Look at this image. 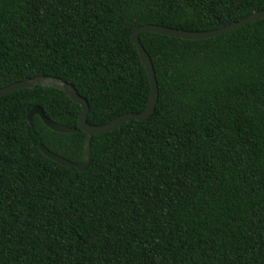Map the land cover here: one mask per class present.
I'll return each instance as SVG.
<instances>
[{
    "label": "trees",
    "instance_id": "trees-1",
    "mask_svg": "<svg viewBox=\"0 0 264 264\" xmlns=\"http://www.w3.org/2000/svg\"><path fill=\"white\" fill-rule=\"evenodd\" d=\"M264 0H0V88L60 77L104 124L145 109L135 28H218ZM158 102L93 135L63 90L0 97V264H264V18L216 36L144 31ZM39 105L58 132L30 110Z\"/></svg>",
    "mask_w": 264,
    "mask_h": 264
},
{
    "label": "water",
    "instance_id": "water-1",
    "mask_svg": "<svg viewBox=\"0 0 264 264\" xmlns=\"http://www.w3.org/2000/svg\"><path fill=\"white\" fill-rule=\"evenodd\" d=\"M264 18V10H257L249 14L248 16L242 18L241 20L234 21L230 24L214 28L211 30H203V31H190V30H183L178 28H172L163 26L160 24H143L135 28L131 34V40L133 43L136 44L137 50L139 52L140 58L145 66V69L148 74L149 82H150V96L147 106L144 110L140 112H126L123 113L114 119L100 125H92L89 124L87 121V116L90 111V106L86 98L81 96L77 89L73 86V84L63 80L60 77L56 76H49V75H39L34 78H26L24 80L17 81L15 83L9 84L0 88V97L11 93L15 90L21 88H33L36 85H46V86H53L58 89L63 90L73 101L77 102L81 106V113L78 119V125L80 129H82L86 133L85 141H84V154L83 160L80 162H73L68 160L46 148L44 145L40 144V150L52 160L66 166H73L79 170L85 169L92 158V151H91V139L93 135L101 134L108 132L110 130L116 129L120 125H122L126 121H131L133 119L137 120H144L147 119L154 111L155 106L158 102V81L156 78V73L154 69V65L152 63L151 57L149 56L148 52L142 45L140 41V34L144 31H151L156 32L168 36L184 38V39H201V38H208L212 36H216L218 34H222L226 31L238 28L242 25H245L249 22L254 20ZM35 114H38L43 122L49 128L56 130L58 132H72L75 129L69 127L64 124H60L57 122L52 121L48 118L44 110L41 106L36 105L34 106L30 112L28 113L27 120L29 123H32V118Z\"/></svg>",
    "mask_w": 264,
    "mask_h": 264
}]
</instances>
